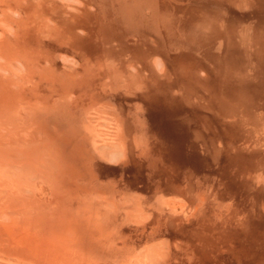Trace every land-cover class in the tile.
<instances>
[{
  "label": "bare ground",
  "instance_id": "6f19581e",
  "mask_svg": "<svg viewBox=\"0 0 264 264\" xmlns=\"http://www.w3.org/2000/svg\"><path fill=\"white\" fill-rule=\"evenodd\" d=\"M193 1L199 40L179 71L169 65L178 51L152 56L153 31L160 47L167 44L153 24L166 0H0V264H168L151 257L157 249L105 263L78 245L83 233L59 226L74 207L63 139L79 140L100 166L134 163L123 122L91 104L121 96L140 99L138 116L183 118L209 142L228 144L230 168L239 163L235 179L230 174L220 188L230 205L206 227L243 238L251 260L242 264H264V0ZM41 115L55 118L52 129ZM67 118L75 125L69 128ZM134 145L139 152L150 147ZM184 179V186L166 184L158 205L169 223H187V211L205 198ZM29 212L34 217L21 222ZM203 214L195 217L202 221Z\"/></svg>",
  "mask_w": 264,
  "mask_h": 264
},
{
  "label": "rangeland",
  "instance_id": "374dc122",
  "mask_svg": "<svg viewBox=\"0 0 264 264\" xmlns=\"http://www.w3.org/2000/svg\"><path fill=\"white\" fill-rule=\"evenodd\" d=\"M195 3L193 0H166L162 4L163 11H156L157 13L153 16V24L164 29L168 36L167 44L160 47L156 39L157 35L153 31L152 56L157 57V51L165 56L178 51L175 53L179 55H174L175 60H172L173 64L169 63V65L179 71L185 66L180 64L182 60L186 64L191 57H194L199 40L197 32L199 17ZM209 9L216 11L210 7ZM157 14L159 15L156 16ZM185 48L187 52H190L189 57L184 52ZM157 67L159 65L155 64L154 69L158 70ZM154 69H152L153 76L155 75ZM100 84L103 86L102 83ZM111 98H105L100 102L101 104L96 101L91 104L95 109L103 107V111H109L111 114L113 112L116 115L114 116L116 121L123 122L122 135L126 138L127 135L131 137L135 150L133 152L134 163L120 167L117 164H106L102 167L94 161L93 154L88 149L78 145L79 140L63 139V143H60L63 148L62 154L66 164L70 165L66 168L65 175L72 190L71 202L74 207L69 212L67 223L61 221L59 226L74 231L75 234L83 233L81 241H77L78 245L81 244L83 251L90 252L92 258H101L103 262L117 261L120 257L132 254L134 251L148 253L156 249L151 257L163 259L168 264L250 262L251 248L249 246L244 248L243 242L241 243L243 238L233 241L229 236L231 232H226L227 236L221 237L218 231L206 227L207 224H212L209 219L213 213L223 212L222 210L225 209L223 207L230 205L228 197L224 195V190L220 188L226 187V182L229 183L230 174L235 179L233 172L238 170L236 165L239 163L237 159L234 160L236 161L235 164L233 161L234 168H230L227 159L229 150H224L228 144L224 145L220 139L217 144L215 141L209 142L201 128L189 129L185 125L189 121H184L183 118L177 120L168 115H158L156 119L150 121L142 115L138 116V111H140L138 109L142 106L138 103L139 98L137 102L134 101V104L123 96L119 100ZM66 109L63 107L62 110ZM120 109L123 111L122 114ZM71 111L70 109L69 112ZM43 119L47 127L51 129L54 127L51 119L55 120V118L52 115L44 116ZM68 121L71 123L67 125L69 128L75 125L72 119ZM180 126H186L188 133ZM63 130L66 131V128ZM136 140L149 142V150L145 151L144 147L147 146H144L140 148L141 152L137 151L134 145ZM184 177L192 178L188 185L203 191L205 198L200 200V204H195L187 211V213L190 212L185 220L187 223L183 225L178 222L169 223L165 219V212H162L158 205L167 198L166 184L176 180L184 186L187 182ZM203 204L206 206L204 211L201 210ZM197 212L206 213L203 214L202 221L198 219V215L195 217ZM29 213L25 218L21 217V222L34 217L32 212L30 216ZM4 224L10 225L8 221ZM184 229H188L187 233ZM226 245H230L232 252L225 249ZM220 246L221 249H219ZM211 255L212 258H210Z\"/></svg>",
  "mask_w": 264,
  "mask_h": 264
}]
</instances>
